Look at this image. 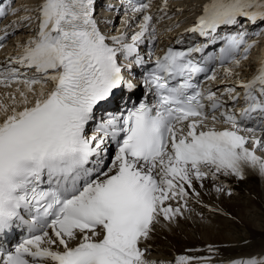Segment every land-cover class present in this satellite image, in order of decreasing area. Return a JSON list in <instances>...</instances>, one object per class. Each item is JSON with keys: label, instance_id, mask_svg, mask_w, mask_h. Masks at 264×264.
<instances>
[{"label": "snow or ice", "instance_id": "obj_1", "mask_svg": "<svg viewBox=\"0 0 264 264\" xmlns=\"http://www.w3.org/2000/svg\"><path fill=\"white\" fill-rule=\"evenodd\" d=\"M95 3L40 0L14 22L35 21L37 31L19 57L0 66V86L17 85L7 93L10 104L0 101V239L19 225L30 234L14 248L0 245V264H210V258L186 255L174 262L150 259L145 242L161 217L182 214L172 201L186 206L189 190L200 195L195 182L203 186L218 174L243 179L244 166L264 175V158L256 154L264 151V62L247 82L237 80L217 95L197 81L209 71L206 61L216 59L195 58L207 45L169 47L145 77L157 102L97 122L100 104L126 84L121 58L143 64L139 46L146 36L154 43L156 29L150 3L130 0L126 12L141 14L139 30L129 34L126 18L125 31L109 38L98 27ZM242 20L264 23V0H208L188 31L208 37ZM12 26L0 40L15 34ZM247 35L228 36L220 49L221 65H232L224 69L227 77L239 75L234 69L253 47ZM206 79L214 81L215 72ZM237 88L245 105L239 111L222 98L238 103ZM218 120L229 127L217 129ZM230 264H264V257Z\"/></svg>", "mask_w": 264, "mask_h": 264}, {"label": "bare ground", "instance_id": "obj_2", "mask_svg": "<svg viewBox=\"0 0 264 264\" xmlns=\"http://www.w3.org/2000/svg\"><path fill=\"white\" fill-rule=\"evenodd\" d=\"M187 4L185 3L183 6ZM188 11H191L189 12L191 13L190 16H188L189 14L186 15L187 13L184 14L185 17H182V21H185V19L193 15L195 6L192 4L191 10L190 8L186 10V12ZM104 14H109L111 17L113 15L111 10L110 12L104 11ZM23 15H25L24 11L16 14L15 17L17 18ZM117 18L118 17L113 18V21ZM17 19L15 20L17 21ZM4 21L8 23V20L6 21L5 19ZM15 25L16 28L13 29H18L19 31L25 29V24L21 23ZM31 27L33 28V26H30V28ZM101 27L103 29L104 26L101 25ZM107 27L111 33L104 32L106 36L110 38L119 35L116 31H113L114 26L110 24V26L107 25ZM18 30L15 31L14 35L10 36L11 39L14 38ZM120 30L122 29H119V31ZM138 30L136 25H132L129 34H131V31ZM101 32H103V30ZM161 40L164 42L167 41L168 34L165 33L163 36H159V41ZM22 42H26V40H22ZM136 85L138 86L139 84ZM16 87L17 85H14L13 88L11 87L8 90L2 88L0 90V101L10 104L11 101L7 98V93L12 92ZM48 87L51 88V85H48ZM135 88L137 89V87ZM2 119L3 116L0 115V120ZM202 183L203 186H201V182H195V190L200 194L198 200L203 202V200L208 199L214 206H217L221 211V215H216L213 219L202 215L203 211L201 207L193 200L192 193L189 190L190 195L186 206L182 205L181 201L179 204H177L176 201L171 202L173 207L180 206L182 208V214L170 220V222L164 219L161 220L159 229L153 231L151 233V238L145 242L148 245L147 253L154 257L164 258L175 257L182 253L195 255L215 254V261L227 259L238 260L240 256L249 258L264 257V175H261L257 169L244 166L243 179L234 175L224 176L218 174L216 180L205 179ZM217 188H222L223 190L217 192ZM230 190H232V195L228 194ZM207 202L208 201H205V203ZM247 209H252L254 211H246ZM249 212L258 214L259 217H261L260 214H263V216L257 223L255 219L247 217V213ZM230 225L245 226V237L241 238L238 235H234L232 230L229 229L236 227ZM227 228H229V231L226 230ZM230 231L232 233H230ZM245 239L249 241L243 242ZM214 244L215 247H213ZM185 248H187L188 251H184ZM190 248H194L196 251L190 252Z\"/></svg>", "mask_w": 264, "mask_h": 264}, {"label": "rangeland", "instance_id": "obj_3", "mask_svg": "<svg viewBox=\"0 0 264 264\" xmlns=\"http://www.w3.org/2000/svg\"><path fill=\"white\" fill-rule=\"evenodd\" d=\"M24 2H28V3H30V2H32V0H23ZM36 1H40V0H36ZM174 2V4H175V7L176 8H180L181 6H183V4H187V1H188V4L186 5V6H184V9H183V12H182V17H185V15L184 14H186V15H188V16H190V14L191 13H189V12H191V11H188V12H186V10L188 9V8H190V10H191V6H192V2H191V0H173ZM177 1V2H176ZM193 2H195V3H197V4H200V3H202L203 1L202 0H192ZM38 4V3H37ZM174 15L175 14H173V15H170V17L172 18V17H174ZM178 15H181V13H178ZM139 16V15H138ZM192 16V15H191ZM182 17H180L181 19H182ZM189 18V17H188ZM125 19V18H124ZM181 19H180V21H181ZM186 20V19H185ZM193 20V18H189V20L187 19L185 22L184 21H181V22H184V23H189L188 21H192ZM130 23L133 25V26H135L136 24H134V22H131L130 21ZM30 26H33V27H35V25L33 24V23H31V24H29V25H26L25 24V29H23L22 31H17V34H18V36L20 37V38H25L24 40H26V38L27 37H30L31 35H33L34 34V32H33V30H31V29H34V28H30ZM112 26H114V29H113V31H115L116 29H118V32H121L122 30H123V28H125V25L122 23V19L121 20H119V22L117 21V20H114L113 22H112ZM137 26V25H136ZM158 28V27H157ZM178 28V27H177ZM119 29H122V30H120L119 31ZM182 28L180 27L178 30H181ZM29 34V35H28ZM28 35V36H27ZM26 36V37H25ZM23 40V39H22ZM22 40H21V42H22ZM20 41H18V43L17 44H20L21 43ZM22 43H25V42H22ZM15 85V84H14ZM13 85V86H14ZM13 86H12V88H13ZM6 89V88H5ZM9 89V88H8ZM7 89V90H8ZM2 93H3V91H2ZM3 96H5L4 94H2ZM2 95H1V97H2ZM5 101H6V99L4 98V97H2ZM248 210H252V209H247L246 211H248ZM252 211H254V210H252ZM261 215V217H259V215L258 214H254L253 212H249V213H247V217L248 218H250V219H255V222H259L260 221V218H262V216H263V214H260ZM203 217V216H202ZM208 218V217H207ZM263 218H264V216H263ZM210 223H211V221H210ZM230 226H235V225H230ZM243 225H238V226H235L236 228H234V227H232L233 229H235V230H233V229H229V228H227L226 230H232V232H233V234L234 235H238V236H240L241 238H244L245 237V233H246V230L244 229V227H242ZM220 227H222V226H220ZM228 230V231H229ZM231 231H230V233H232Z\"/></svg>", "mask_w": 264, "mask_h": 264}]
</instances>
